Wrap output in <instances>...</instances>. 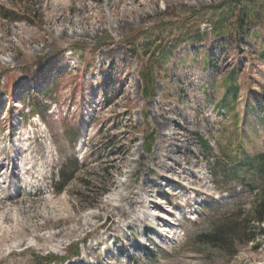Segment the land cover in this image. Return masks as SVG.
<instances>
[{
    "label": "rangeland",
    "instance_id": "374dc122",
    "mask_svg": "<svg viewBox=\"0 0 264 264\" xmlns=\"http://www.w3.org/2000/svg\"><path fill=\"white\" fill-rule=\"evenodd\" d=\"M236 2L264 8L0 0V199L46 178L0 264H264V12Z\"/></svg>",
    "mask_w": 264,
    "mask_h": 264
},
{
    "label": "bare ground",
    "instance_id": "6f19581e",
    "mask_svg": "<svg viewBox=\"0 0 264 264\" xmlns=\"http://www.w3.org/2000/svg\"><path fill=\"white\" fill-rule=\"evenodd\" d=\"M116 53H118V52H116V50H114V49H107V50H103L101 52L100 57H102V59H109V58H112ZM25 143H28L29 146L32 147V152L36 156H41L43 154L44 151H43L42 147H40V145H38L37 141L34 138H28L25 141ZM0 165H1V163H0ZM15 165L17 166L16 161L13 164V166H15ZM28 171L29 170H25L24 172L25 173H28ZM45 180H46V178L42 177L40 179V182L38 184L31 185L30 188H29V190H28L29 192L25 190L27 192L26 194L25 193L24 194L21 193L22 190H23V186L20 185L19 183H17L16 186H14V188L16 190V195L15 196H9L7 194H4L5 193V191H4L3 192L4 195L0 199V214H4V213H7V212L9 213L11 211H14L16 213H19L20 215L27 216V214L34 213L33 217L34 218H39L40 217V214H39V212H36V207H37L36 204H37V202L41 201L40 196L43 194V192L40 189V187H41L42 184H44ZM20 203L22 205L28 203L29 206H26L25 205L27 209L24 206H22L20 212H18L17 211V206ZM134 204H135L134 202H131V205H134ZM8 213H7L6 216H4L5 217V220L7 219ZM30 221L32 222L33 220L30 219ZM139 223H142V222L140 221ZM36 228L39 229L38 226H36ZM20 234H22V233H20Z\"/></svg>",
    "mask_w": 264,
    "mask_h": 264
},
{
    "label": "trees",
    "instance_id": "16d2710c",
    "mask_svg": "<svg viewBox=\"0 0 264 264\" xmlns=\"http://www.w3.org/2000/svg\"><path fill=\"white\" fill-rule=\"evenodd\" d=\"M228 12L230 15H234L237 19L235 24L237 30H243L244 25L247 23H251L252 21L259 20V15L264 12V8L262 6L255 7L254 3H245L244 5L238 4L237 2L234 3L233 6L229 7ZM216 31V29H215ZM232 79V78H230ZM230 90L233 94V99L236 97V89L230 87ZM143 139V148L145 152L148 154L151 152L152 144H153V137L152 135H142ZM60 180L68 181L64 179V174L59 175ZM65 183V182H64ZM67 183V182H66ZM260 221V220H259ZM221 235H226L223 233H219ZM227 236V235H226ZM217 240H209L208 244H216ZM58 258H47L45 257L43 264H50L54 262V260Z\"/></svg>",
    "mask_w": 264,
    "mask_h": 264
},
{
    "label": "water",
    "instance_id": "95a60500",
    "mask_svg": "<svg viewBox=\"0 0 264 264\" xmlns=\"http://www.w3.org/2000/svg\"><path fill=\"white\" fill-rule=\"evenodd\" d=\"M107 226H108V224H106V225H101V226L99 227V229H100V230H105Z\"/></svg>",
    "mask_w": 264,
    "mask_h": 264
}]
</instances>
